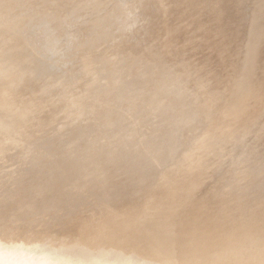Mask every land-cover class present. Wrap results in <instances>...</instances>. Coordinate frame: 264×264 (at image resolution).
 I'll use <instances>...</instances> for the list:
<instances>
[{
    "label": "bare ground",
    "instance_id": "obj_1",
    "mask_svg": "<svg viewBox=\"0 0 264 264\" xmlns=\"http://www.w3.org/2000/svg\"><path fill=\"white\" fill-rule=\"evenodd\" d=\"M134 1L156 29L108 52L125 0H0V162L21 144L24 165L0 181V264H264V0L246 24L234 0ZM81 12L79 71L46 77L31 25Z\"/></svg>",
    "mask_w": 264,
    "mask_h": 264
},
{
    "label": "rangeland",
    "instance_id": "obj_2",
    "mask_svg": "<svg viewBox=\"0 0 264 264\" xmlns=\"http://www.w3.org/2000/svg\"><path fill=\"white\" fill-rule=\"evenodd\" d=\"M106 0H104V3H105V5L108 3L107 1V3L105 2ZM109 1H112V3L111 2H109V4H107L106 5V7H105V10L103 11V13L106 11V9L110 6V3L111 4H114V2H117V1H121V5L123 4V0H109ZM132 1V2H131ZM235 2H233V4H231L230 6H229V8L231 9V10H238L237 12H239V14L237 15L238 17H240L242 20H239V21H241V22H243L244 24H246V22H248L250 19H251V16H252V14H253V12H254V9H255V6H256V1L255 0H234ZM245 1V2H244ZM246 1H247V3H246ZM251 1V2H250ZM126 2H128L127 4H129V5H126ZM134 2V3H133ZM125 4H123L124 6H122V10H123V14L124 15H127V17L126 16H124L123 14L121 15V16H123V17H126V19H127V22H126V20H124V18L122 17V19H121V16L119 17V19L117 18V20L116 21H114L113 22V24L111 25V28L112 29H110V35H111V37H109V39L105 42L106 43V47L104 48V45H105V43H103V46H100V50L102 49L103 51L105 50H108L109 48L111 49L113 46L115 47V45H112V44H117L118 43V41H121V40H123L125 37H127L128 36V39L127 38H125L126 39V41H128V42H133V41H136V43H138V44H140V45H142L143 44V42L144 41H147V38H150L149 37V35H151L152 33H151V31L153 32V27H155V29H156V27L157 26H155L154 25V23L156 24V25H158V22L156 21L157 19H153V23H152V19L150 18V20L148 19L150 16L149 15H147L148 13L147 12H145V11H143V7H141V6H139V5H137L136 4V6H135V3H136V1H134V0H125V2H124ZM131 3V4H130ZM240 3H243V4H240ZM245 3V4H244ZM147 4V3H146ZM145 4V5H146ZM131 6H133V7H131ZM135 6V7H134ZM244 6V7H243ZM126 7V8H125ZM129 7V8H128ZM124 8H125V10H124ZM133 8H135V9H133ZM137 8V9H136ZM139 8V9H138ZM170 8V7H169ZM247 9V11H246V9ZM129 9V10H128ZM142 9V10H141ZM131 10V11H130ZM132 10H133V13H132ZM134 10H135V13H136V11H137V13H140V11H142V13H140V14H137L136 13V17H137V19H135L136 17H134ZM150 10H152L151 9V7H150ZM153 10H155V7L153 8ZM168 10H170V9H168ZM126 11H127V14H126ZM128 11H129V13L132 15L133 14V16H131L129 13H128ZM102 14V13H101ZM100 13H99V15H101ZM141 14H144V15H142L141 16ZM146 14V15H145ZM245 14V15H244ZM79 15H80V17H82V12L79 14V13H76V14H71V15H69V16H66L65 18H64V20H66V22H64L63 21V26L61 27V28H59V30L58 29H56L51 23H39L40 24V26H39V24L38 23H34L33 25H31V26H35L34 27V30H33V27H31V29L29 30V32L31 31V36L33 37V40H34V44H35V54H34V58L36 59V60H38V61H41L40 63L42 64V67L44 66L45 68H46V71L49 73H47V75H46V77L47 76H49V75H53L54 76V74L53 73H55V75L57 76V77H59V75H61L60 77H61V79L62 78H64V79H66V81H69V79H70V74H73V75H75L79 70H77L78 68H79V64H78V59H77V50L75 51V50H73V49H75V48H78V46H76V45H78L79 44V42H80V39L79 38H81V40H82V38H83V36H82V34L80 33V32H78V28H79V25L83 22V21H85L86 19H87V21L88 20H90L91 19V17L89 16V13H87V15H86V13H84L83 14V18L81 19V18H78L79 17ZM85 15V16H84ZM138 15H140L141 17V21H140V18L138 17ZM244 15V16H243ZM72 16V17H71ZM77 16V17H76ZM129 16V17H128ZM144 16V17H143ZM76 17V18H75ZM88 17V18H87ZM130 17H131V20L132 21H138L137 23L135 22V23H133L132 21H131V23L129 22L128 23V21H130ZM134 17V18H133ZM68 18V19H67ZM78 18V19H77ZM86 18V19H85ZM133 18V19H132ZM135 19V20H134ZM146 19H148L147 21H146ZM71 20V21H70ZM76 20V21H75ZM118 20H120V21H118ZM124 20V21H123ZM144 20L146 21V22H144ZM78 21V22H77ZM81 21V22H80ZM151 21V25H149L148 23ZM116 22V23H115ZM120 22V23H119ZM124 22V23H123ZM129 24L131 27H132V25H137L138 27H139V29H141V28H143V29H141V30H143V33H144V35L145 34H147L148 32L150 33H148V35H146V36H143V33L142 32H140L139 31V29H137L138 27L137 26H133L132 27V29H131V27H129L128 28V26H125L124 24ZM139 22H144V23H139ZM65 23V24H64ZM149 25H147V24ZM46 25V26H43V25ZM116 24V25H115ZM120 24V25H119ZM126 24V25H127ZM139 24H140V26H139ZM49 25V26H48ZM123 27H122V26ZM144 25V26H143ZM67 26H69V27H67ZM117 26H119V27H117ZM142 26V27H141ZM38 27V28H37ZM43 27V28H42ZM44 27H45V29H44ZM48 27V28H47ZM50 27H51V30H50ZM66 27V28H65ZM114 27V28H113ZM115 27H116V30H115ZM123 29H122V28ZM136 29H135V28ZM149 27V30L147 29ZM35 28H36V30H35ZM42 28V29H41ZM52 28H53V30H52ZM68 28V29H67ZM119 28V29H118ZM125 28V29H124ZM128 28V29H127ZM135 30H134V29ZM145 28V29H144ZM39 31H38V30ZM44 29V30H43ZM65 29V30H64ZM73 31H72V30ZM134 30V32L133 33H138V34H134V35H132V36H134V38H132V36H130L131 35V33H132V31H130V30ZM42 30V31H41ZM46 30V31H45ZM47 30H48V32H47ZM50 30V31H49ZM66 30H69V31H67V34H65L66 33ZM75 30V31H74ZM121 30V31H120ZM126 30V31H125ZM137 30V31H136ZM38 32V34H37V32ZM54 31H55V33H54ZM115 31V32H114ZM120 31V32H119ZM33 32V33H32ZM40 32H41V34H40ZM70 32H72V34H69ZM118 32V33H117ZM35 33V34H34ZM43 33H46V34H43ZM53 33V34H52ZM58 33H60V35L58 34ZM78 33V34H77ZM113 33V34H112ZM123 33L125 34V35H123ZM129 33H130V35H129ZM132 33V34H133ZM158 33H160V30H158ZM43 34V35H42ZM48 34H50V35H48ZM55 34V35H54ZM81 34V35H80ZM121 34V35H120ZM39 35H40V37H39ZM46 35V36H45ZM57 35H59V37L57 36ZM79 37H78V36ZM122 35H123V37H122ZM139 35H142L143 37H141V36H139ZM158 35V34H157ZM34 36H36V37H34ZM43 36V37H42ZM57 38H56V37ZM69 36V37H68ZM70 36H72L71 38H70ZM75 36V37H74ZM114 36V37H113ZM119 36V37H118ZM125 36V37H124ZM136 36H138V38L142 41H140ZM38 37V38H37ZM42 37V38H41ZM47 37V38H46ZM62 37V39H61V42L59 41L60 40V38ZM63 37H64V39H63ZM66 37H67V40H66ZM76 37H78V39L79 40H77V39H72V38H76ZM121 37V38H120ZM129 37H131V38H129ZM145 37V38H144ZM163 36L161 35L160 36V38H162ZM44 39V40H42L41 41V39ZM54 38V40H56V39H58V41H57V43H56V41H53L54 43H56V45L54 46V43L52 44V39ZM69 38L71 39V41L69 40ZM117 38V39H116ZM159 37L157 38L158 40L160 39ZM113 39V40H112ZM125 39H124V41H125ZM131 39V40H130ZM134 39V40H133ZM136 39V40H135ZM143 39H144V41H143ZM157 39H155V42H154V44H153V46L155 47H159V44L161 45V39H160V41H158ZM46 40H47V42H46ZM66 40V41H65ZM75 40H77V41H75ZM116 40V42H114ZM139 40V41H138ZM149 40V39H148ZM36 41V42H35ZM44 41V42H43ZM65 41V42H64ZM67 41L68 42H71V43H67ZM113 42V43H110V42ZM41 42H42V44H41ZM63 42V43H62ZM148 42V41H147ZM147 42H144V43H146L147 44ZM159 42V43H158ZM43 43H45V44H43ZM49 43V44H48ZM61 43H62V45H61ZM78 43V44H77ZM108 43H110L109 45H108ZM134 43V42H133ZM158 43V44H157ZM58 44V45H57ZM64 44H65V46L67 47V48H65L66 50H64ZM67 44V45H66ZM72 46V47H69L70 45ZM40 45L42 46V47H40ZM47 46V48L46 47H44L45 49H42L43 48V46ZM50 45H51V47H50ZM61 45V46H60ZM69 45V46H68ZM112 45V47H109L108 48V46H111ZM118 45V44H117ZM143 45H145V44H143ZM56 46H58V47H56ZM36 47H37V49H36ZM53 47H54V49H53ZM69 47V48H68ZM102 47V48H101ZM56 48V49H55ZM61 48V49H60ZM71 48V49H70ZM108 48V49H107ZM62 49H63V51H62ZM109 49V50H110ZM113 49V48H112ZM41 50V51H40ZM48 50V51H47ZM49 50H51V51H53V52H51V51H49ZM54 50H55V52H56V50L59 52H54ZM71 50H73V51H71ZM108 50V52H110ZM62 51V52H61ZM69 51H70V53H71V55H70V53H69ZM38 52V53H37ZM40 52V53H39ZM47 52H48V54H50L51 56H52V54L54 53V54H56V55H54V56H56V57H49V55H47ZM60 52H61V54H62V56H63V58H62V56H61V59H63V60H61L60 59ZM37 54V55H36ZM42 56H41V55ZM60 54V55H59ZM44 55H45V57H44ZM75 55H76V57H75ZM36 56V57H35ZM40 56V57H39ZM58 56V57H57ZM74 56V57H73ZM111 56H113V55H111ZM48 57V58H47ZM71 57H73L72 59H71ZM43 58V59H42ZM50 58V59H49ZM57 58V59H56ZM64 58H67V59H64ZM47 59V60H46ZM69 59V61L68 62H70V63H68L67 62V60ZM71 59V60H70ZM53 60V61H52ZM56 60V61H55ZM46 62V64H45V62ZM52 61V62H51ZM53 62H55V63H53ZM58 62H59V64H58ZM77 62V65L75 64V63ZM51 63V64H50ZM65 63L67 64V65H65ZM52 64H54V65H52ZM57 64V65H56ZM74 64V65H73ZM46 65V66H45ZM49 65H51V66H49ZM62 65V66H61ZM76 65V66H75ZM49 66V67H48ZM60 66V67H59ZM63 66H65V67H63ZM68 66V67H67ZM70 66H72V67H70ZM52 67H54V68H56V69H54V68H52ZM67 67V68H66ZM45 68H43L44 69V71H45ZM48 68L50 69V71L48 70ZM59 68V69H58ZM53 69V70H52ZM58 69V70H57ZM64 69V70H63ZM68 69V70H67ZM54 70H56V71H58V72H53ZM60 70V71H59ZM51 72V73H50ZM73 72V73H72ZM58 73V74H57ZM65 76H64V75ZM69 75V76H68ZM52 77V76H51ZM66 77V78H65ZM69 78V79H68ZM63 79V80H64ZM101 79V78H100ZM102 80H103V78H102ZM101 83H102V81H101ZM80 87V86H79ZM187 101H188V99H187ZM201 127V126H200ZM200 127L198 126V127H196V129H198V131L199 132H201V129H200ZM200 129V130H199ZM113 131H114V129H113ZM197 131V130H196ZM196 131H194V133L192 132V134H195V132ZM197 133V132H196ZM191 134V135H192ZM199 135V134H198ZM198 135H193L192 137H197ZM191 137V138H192ZM194 137V138H195ZM80 138V137H79ZM79 138L77 137V138H74L73 139V141L76 139V142H73V144L75 145V143H77V142H79L77 145L79 146V145H81L80 143L82 142V140H79ZM193 138V139H194ZM79 140V141H78ZM77 145H75V146H77ZM21 146V147H20ZM10 148H12V147H10ZM21 150H20V149ZM18 149V150H17ZM22 145L21 144H19L18 146H17V148L16 147H13L11 150H10V155L11 156H13V158H11V160L13 161V163H12V161L10 160V159H8V160H10V162L8 161L7 162V160H5V163L7 162L8 164L6 165H4V163H1V162H3V160L0 162V164L2 165H4V166H1L0 165V167H1V177L2 176H4L3 178H0V181L2 182V181H9L10 180V177L11 176H13V177H15V174L16 175H18V173H20L21 172V170H23V166L24 165H22L23 163L21 162V166L22 167H20V169H19V167H18V165L17 164H19L20 163V161H19V163L18 162H16V161H18L17 159L18 158H16V157H14V155H16V154H22V152H20V151H22ZM13 150H17L16 152L15 151H13ZM14 152L16 153V154H14ZM12 153L14 154V155H12ZM241 156V154H236L235 155V158H238V156ZM17 156V155H16ZM19 156V155H18ZM17 156V157H18ZM14 158H15V160H14ZM176 158H178V156L176 157ZM166 159V161H164L162 164L160 163L159 165L156 163V164H154V166H155V168H154V166H153V168L150 170V173L153 175V177H154V180L156 179V177L157 176H160L161 174H159V173H163V172H159V171H164V169L165 168H167L168 169V167H169V169L174 165V162H175V160H174V158L172 159V158H168V159H170V163L172 164V166H171V164L170 163H168L169 162V160H167V158H165ZM164 159V160H165ZM172 159V160H171ZM174 160V161H173ZM168 161V162H167ZM15 162V163H14ZM11 163V164H10ZM165 163L168 165L167 167H166V165H165ZM15 164L17 165V167L15 166ZM163 164L165 165V166H163ZM10 165H12V166H10ZM14 165V166H13ZM156 165H158V167L160 168H158ZM9 166V167H8ZM19 166H20V164H19ZM3 167V168H2ZM163 167H164V169H163ZM17 168V169H16ZM22 168V169H21ZM156 168H158V169H156ZM226 168V169H225ZM224 170V171H220V170ZM221 169L220 170H218V172L220 171V173L221 174H223L225 171H227V167H221ZM19 170V171H18ZM155 170V171H154ZM10 171V172H9ZM167 171V170H166ZM158 172V173H157ZM165 172V171H164ZM9 173V174H8ZM157 173V174H156ZM4 174H6V176L4 175ZM159 174V175H158ZM155 175H157V176H155ZM12 177V178H13ZM7 178H9V179H7ZM11 178V179H12ZM7 179V180H6ZM157 179H158V177H157ZM138 197H139V195H138ZM82 198V199H81ZM89 198V199H88ZM82 200H84L82 203H84V205H82V203L81 204H79V205H81V206H79V208L80 209H78V211L79 212H81L83 209H86V211H82V212H88V210H89V212H91V210L93 209V208H91V205L93 206V204H91V203H94V205L97 203V200L96 199H93V198H91L90 197V195H87V194H85V195H82L80 198H79V202H81ZM87 200H88V202H87ZM92 200V201H91ZM105 200H101V201H99V202H104ZM85 203H86V205H85ZM89 205V206H88ZM82 206H84V207H82ZM86 207V208H85ZM77 208V207H76ZM82 208V209H81ZM88 208V209H87ZM91 208V209H90ZM60 215H62V214H60ZM63 216V215H62ZM64 217V216H63ZM58 220H60V218H58ZM57 230L60 232V230H59V228L57 227ZM58 231H56V232H58ZM0 242H2V241H0Z\"/></svg>",
    "mask_w": 264,
    "mask_h": 264
},
{
    "label": "water",
    "instance_id": "obj_3",
    "mask_svg": "<svg viewBox=\"0 0 264 264\" xmlns=\"http://www.w3.org/2000/svg\"><path fill=\"white\" fill-rule=\"evenodd\" d=\"M57 260V261H56ZM43 264H89L87 260H84V258H80L78 260L76 259H69L67 257H57V259H51V257L48 256V258L45 257V259L42 260Z\"/></svg>",
    "mask_w": 264,
    "mask_h": 264
}]
</instances>
